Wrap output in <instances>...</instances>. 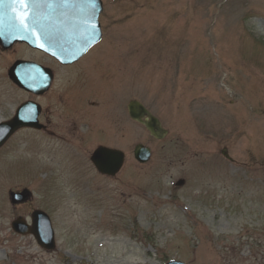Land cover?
I'll use <instances>...</instances> for the list:
<instances>
[{
	"label": "rangeland",
	"instance_id": "374dc122",
	"mask_svg": "<svg viewBox=\"0 0 264 264\" xmlns=\"http://www.w3.org/2000/svg\"><path fill=\"white\" fill-rule=\"evenodd\" d=\"M103 2L102 41L73 65L0 45V120L34 99L57 131L24 127L0 148V264H264V0ZM17 58L53 68L44 96L9 78ZM133 98L164 138L130 118ZM99 144L126 151L116 176L91 161ZM24 186L30 198L12 203ZM35 208L51 215L54 250L11 227Z\"/></svg>",
	"mask_w": 264,
	"mask_h": 264
},
{
	"label": "water",
	"instance_id": "95a60500",
	"mask_svg": "<svg viewBox=\"0 0 264 264\" xmlns=\"http://www.w3.org/2000/svg\"><path fill=\"white\" fill-rule=\"evenodd\" d=\"M102 9V0H26L23 6L16 0H0V44L9 48L16 41H25L64 63L71 62L101 38L99 15ZM8 75L20 87L42 93L49 88L53 71L34 60L16 59L9 67ZM39 112L40 104L27 100L18 106L12 118L0 121V147L20 127L40 128ZM128 112L133 119L144 124L153 136L163 138L168 133L161 119L140 100H130ZM134 155L145 162L151 156V148L138 142ZM91 159L102 173L114 175L124 163L125 152L102 144L93 151ZM183 182L184 179L178 181L179 184ZM9 195L12 203H18L28 200L32 191L24 187L10 190ZM11 226L18 233L32 234L46 250H53L57 246L51 216L42 208L32 211L30 222L23 215L16 216ZM164 264L186 263L172 259Z\"/></svg>",
	"mask_w": 264,
	"mask_h": 264
},
{
	"label": "flooded vegetation",
	"instance_id": "af4514ba",
	"mask_svg": "<svg viewBox=\"0 0 264 264\" xmlns=\"http://www.w3.org/2000/svg\"><path fill=\"white\" fill-rule=\"evenodd\" d=\"M94 48V47H93ZM92 48V49H93ZM84 56H86V54H84L82 57H80L78 60H76V61H74V62H72V63H70V64H61V63H59L58 61H56V60H54V58L53 57H51L54 61H56V62H58L60 65H73V64H75V63H77L78 61H80L82 58H84ZM51 88V87H50ZM49 90H47V91H45V92H43V93H41V94H38L39 96H44L47 92H48ZM39 102V101H38ZM40 103V102H39ZM46 112H47V110H45V108L43 107V104L42 103H40V112H39V120H40V122L43 124L42 125V127L39 129V130H42V131H44L45 133H47V134H49V135H56L57 133V131L54 129V126L52 125V123H51V119L50 118H48L49 117V115L48 114H46ZM44 121H46V122H44ZM71 122V124H73V127H74V130L75 131H77L78 130V128H79V124H76V123H78V120H76V119H72V120H70ZM224 149V148H223ZM222 149V150H223Z\"/></svg>",
	"mask_w": 264,
	"mask_h": 264
},
{
	"label": "snow or ice",
	"instance_id": "6c2138e0",
	"mask_svg": "<svg viewBox=\"0 0 264 264\" xmlns=\"http://www.w3.org/2000/svg\"><path fill=\"white\" fill-rule=\"evenodd\" d=\"M16 2L21 4L22 6L26 4V0H16Z\"/></svg>",
	"mask_w": 264,
	"mask_h": 264
}]
</instances>
